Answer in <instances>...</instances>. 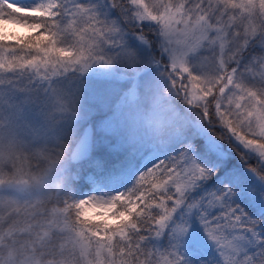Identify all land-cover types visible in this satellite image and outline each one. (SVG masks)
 Here are the masks:
<instances>
[{
  "label": "snow or ice",
  "instance_id": "snow-or-ice-1",
  "mask_svg": "<svg viewBox=\"0 0 264 264\" xmlns=\"http://www.w3.org/2000/svg\"><path fill=\"white\" fill-rule=\"evenodd\" d=\"M0 264H264V0H0Z\"/></svg>",
  "mask_w": 264,
  "mask_h": 264
},
{
  "label": "rangeland",
  "instance_id": "rangeland-1",
  "mask_svg": "<svg viewBox=\"0 0 264 264\" xmlns=\"http://www.w3.org/2000/svg\"><path fill=\"white\" fill-rule=\"evenodd\" d=\"M7 30L9 31H14L16 32L17 34H20V35H23L25 32H26V29L21 27V26H18V25H13V24H9L6 26Z\"/></svg>",
  "mask_w": 264,
  "mask_h": 264
}]
</instances>
